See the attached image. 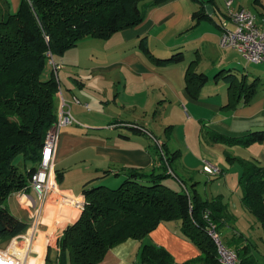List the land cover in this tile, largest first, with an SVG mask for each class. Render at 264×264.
Here are the masks:
<instances>
[{"label": "crops", "instance_id": "crops-1", "mask_svg": "<svg viewBox=\"0 0 264 264\" xmlns=\"http://www.w3.org/2000/svg\"><path fill=\"white\" fill-rule=\"evenodd\" d=\"M8 1L10 11L16 12L22 0ZM225 2L216 0L215 6L208 5V13L225 14ZM233 7H247L260 19L264 17V0H234ZM196 9L198 4L193 0H166L149 7L140 24L120 30L108 39L84 38L64 55L55 56L60 65L57 112L63 96L81 122L61 130L54 170L56 174L57 170L60 172L58 183L62 194L82 199L84 184L104 171H109V175L101 181L117 186L126 177L125 167L146 172L160 169L153 139L129 125L138 123L160 137L170 152L181 151V157L173 167L184 183L175 180L176 189L191 193V185L196 183V190L205 198L212 199L221 194L236 222L238 215L231 208H238L244 216L252 214L242 203L243 192L239 184L242 166L238 162L230 164L226 152L264 167V141H255L252 145L215 142L206 134V129L229 137L264 132V64L246 62L235 48H222L223 54L215 55L210 43L221 46V29L215 16L194 25L192 15ZM143 39L158 58L168 59L177 52L184 58L157 63L144 52ZM193 60H197L195 69L198 73L210 76L199 98H194L186 89V71ZM52 69L48 63L45 78L52 76ZM255 80L256 91L249 103H244L242 96L236 107L227 106L231 83L251 84ZM75 97L81 103H76ZM204 159L219 165L222 173L217 176L205 173L202 169ZM14 194L29 223V214L21 205L22 200L29 204V198H23L19 192ZM30 194L36 199L33 191ZM49 201L46 200L42 210L45 225L37 244L48 236L51 242L45 258L40 250V258H31L29 264L42 261L58 264L59 239L82 212L78 210V216L70 209H59L58 212L57 208L51 209L53 203ZM33 202L39 204L36 200ZM172 222L161 223L143 241L167 247L175 253L190 240L182 234L181 221L179 227ZM261 229L259 235L264 239V229ZM141 246V240L129 238L112 247L97 264H145L140 258Z\"/></svg>", "mask_w": 264, "mask_h": 264}, {"label": "trees", "instance_id": "trees-1", "mask_svg": "<svg viewBox=\"0 0 264 264\" xmlns=\"http://www.w3.org/2000/svg\"><path fill=\"white\" fill-rule=\"evenodd\" d=\"M141 1L22 0L19 9L11 12L10 2L0 0V240H11L27 229V221L16 216L7 201L13 193L29 192V182L41 161L46 136L57 120L60 82L54 73L50 78L44 77L49 53L53 58L62 56L84 38L108 39L120 30L140 24L149 7L166 0H151L143 6ZM193 1L199 4L192 15L197 26L202 20L210 19L207 7L215 6L216 0ZM142 48L157 63L184 58L181 53L168 59L158 58L144 39ZM196 61L186 71V89L199 98L210 76L196 71ZM256 81L231 83L227 106L236 107L242 96L243 102L249 103L256 91ZM129 125L145 134L152 132L138 123ZM206 134L212 141L228 144L252 145L264 141L263 131L229 137L206 129ZM154 146L160 169L146 172L125 167L126 177L119 186L103 183L101 180L109 175V171H104L84 184V207L78 220L68 225L59 239L58 264H97L112 247L129 238L142 241L143 263L179 264L165 247L143 241L161 223L173 220L181 221L182 234L200 249L197 260L218 264V250L209 225H215L222 233L235 221L228 203L221 194L212 199L203 197L196 190V183L191 185L190 194L169 184L171 177L184 183L173 167L181 151L170 152L164 142V153L158 144ZM226 159L230 164L238 162L242 166L239 179L242 203L264 229V167L229 151ZM57 179H60L58 170ZM251 251L247 244L238 251L242 263L263 264Z\"/></svg>", "mask_w": 264, "mask_h": 264}, {"label": "built area", "instance_id": "built-area-1", "mask_svg": "<svg viewBox=\"0 0 264 264\" xmlns=\"http://www.w3.org/2000/svg\"><path fill=\"white\" fill-rule=\"evenodd\" d=\"M233 1L226 0L227 12L225 14L218 12L217 14H210L212 18L215 16L221 29L220 45L222 48L237 49L247 61L253 64H264V17L260 19L252 9L247 7L234 8ZM49 56L48 63L53 66V73L58 79L60 65L55 61L51 53H49ZM74 101L81 103L77 97L74 98ZM71 107L68 100L62 96L57 120L50 133L46 136L41 161L30 179L29 192L19 191L23 198L27 197L30 200L29 204L24 203L22 200V205L27 210L30 218L28 227L24 232L18 233V235L11 238L6 247L0 246V264H29L31 263V258H40V250L43 251V259L45 258L47 246L51 239L49 236L47 237L49 239L45 237L42 240L43 245L37 244V242L43 235L42 229L45 225V219L42 216V210L47 199L50 200L49 203H53L51 209L61 205V203L66 204V206L72 204L79 211H82L84 207L85 197L83 195L82 199H75L69 194H62L57 174L54 170L61 130L67 126L81 123L76 119ZM147 134L160 146L162 153H164L162 148L163 140L153 132L148 131ZM202 169L210 176H217L222 173V168L208 159L203 160ZM169 172L173 173V170L170 168ZM31 191L36 194V199L30 196ZM186 192L190 194L189 191ZM59 197L61 198L60 203L58 201ZM33 200L38 201L39 204L35 205ZM209 226L210 235L213 237L218 250V264H243L238 252L224 242L222 233L217 227L213 224ZM35 264L44 263L42 261V263L36 262Z\"/></svg>", "mask_w": 264, "mask_h": 264}, {"label": "rangeland", "instance_id": "rangeland-1", "mask_svg": "<svg viewBox=\"0 0 264 264\" xmlns=\"http://www.w3.org/2000/svg\"><path fill=\"white\" fill-rule=\"evenodd\" d=\"M144 2H146V1L142 0L140 5L143 6L145 4ZM210 45H213L212 49H213L215 55L219 56V55L223 54L224 49H222L221 46H217L213 42H211ZM177 53H179V52H177ZM246 62H248V61H246ZM195 64H197V63H195ZM224 75H227V71H224ZM17 162L21 164L20 159H18ZM168 169H170V168H168ZM174 182H175V179L173 177L168 179V183H171V185L173 187L178 186L177 184H174ZM7 205L9 206L11 211L16 213L17 215H20L21 220L26 221L25 219H27V215H26L25 211L23 209H21V206H20V204L16 198V195L14 193L8 199ZM56 208L58 209V212L61 211L59 209L73 210L74 215L76 214L75 216H78V213H79V211L77 209H75L73 205H67L66 206V204L61 203V207L56 206V207H54V210H56ZM231 211L234 212L236 215H238V220H237V222H236V220L233 221L232 223H230V225L226 226L222 230V236H223L222 238H223L224 242L228 246L233 248V250H236L237 252L239 250H241L245 244H249V246H251V248H252L251 252L254 255V258L259 263L264 264V239H263V236L261 237V235H259V231L262 228L261 223H259L257 221V219L254 217V215H252L250 213H246L247 215L245 214L246 216H244L238 208L237 209L231 208ZM245 212H249V211H245ZM55 214L56 213L54 212V215ZM75 219H76V217H75ZM172 223L177 224V226L179 227L180 220H173ZM251 227L254 229V232L252 231ZM236 229L243 232L246 236H244V234L243 235L240 233L238 234ZM240 235H242V236H240ZM236 238L238 241L236 240ZM232 240H234V241L232 243H230ZM9 241L10 240H8V241L7 240L6 241L0 240V246L6 247L9 244ZM40 245H43L42 241L40 242ZM169 251L171 252V250H169ZM200 253H201L200 249L196 246V244H194L193 242H190V241H187L186 245L183 247L181 246L179 248V250L176 251L175 253L171 252V254L173 255L174 262H176V263L184 264L186 262H189L187 264H206V263H203V262L196 259ZM51 254H54V250H51Z\"/></svg>", "mask_w": 264, "mask_h": 264}]
</instances>
